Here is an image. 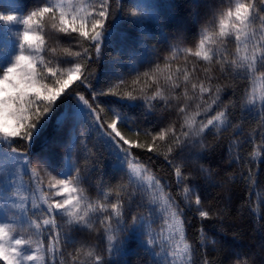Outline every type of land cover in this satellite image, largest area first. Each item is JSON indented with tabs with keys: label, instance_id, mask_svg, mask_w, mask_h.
<instances>
[{
	"label": "snow or ice",
	"instance_id": "6c2138e0",
	"mask_svg": "<svg viewBox=\"0 0 264 264\" xmlns=\"http://www.w3.org/2000/svg\"><path fill=\"white\" fill-rule=\"evenodd\" d=\"M113 5L117 7L114 8ZM259 5L264 6V0H259ZM199 7L211 8V5L194 3L192 20L196 23H199V15L195 12V8ZM136 8L139 10L125 12L122 0H42V3L26 15L0 14V22L22 27L18 32L13 58L0 66V141L4 142L0 145V152H3L5 159L11 160L14 165L12 169L4 170L8 174L3 181H0V184L4 185L0 187V200H2L0 209L12 213L0 219V264H33V262L44 264L45 251L39 239L35 242L37 245L35 250L30 251V246L33 244L32 237L25 238L18 232V228L23 229L27 225L36 233L41 231L42 226L46 228L49 232L47 251L52 254L51 264H55V255L60 252L61 242L65 245H75L78 241L71 233L85 232L91 229L96 221L103 229L102 239L106 241L105 247L98 251L93 246L84 251V246L81 245L76 255L72 257L73 264L79 259L81 252L90 259V264H119L112 258L122 254L128 237L121 238L118 234L128 232L130 227L126 223V204L131 201L132 193L126 191V186L121 185L115 189L116 199L113 203H102L99 200L95 204L89 203L85 190L79 186L82 177L78 164L70 163L66 169L59 161L39 157L37 162L47 167L34 168L32 160L26 158V154L14 145L17 140L31 143L47 124L57 101L66 93L69 85L76 81H80L81 84L86 83L87 76L80 61L92 60L90 50L98 57L102 47L112 44L117 10L122 15L130 16L133 25L142 26L147 18L159 23V16L153 6L141 4ZM257 19L262 22L260 32L254 27ZM209 24L213 26L212 30L208 26L201 28L195 51L192 48H181L184 40L182 34L178 33L176 43L170 46V55L159 57L163 61V67L156 61H149V64L154 66H150L149 71L138 73L131 82L133 86L137 85L142 77L145 84L151 81V84L157 85L154 95L148 96L143 88L137 90L135 87L131 91L119 92L116 89L125 84V81L118 77V85H113L107 91L101 89L94 92L91 102L83 95H77L76 105L57 122L58 125L63 126L65 123L73 124L87 119L96 127L103 142V149L115 158L117 168L125 172L129 183L135 184L147 194L145 203L149 206V215L140 213L130 216L131 226L134 232L143 230L147 237L143 240V250L153 257H161L159 264H188L193 258L194 245L186 239L184 228L183 216L186 208H192L194 205L201 219L220 216V213H210L202 207L204 201L198 190L201 186L197 181L201 179L205 182L214 181L213 174L199 161L212 147L205 143L203 138L205 132L209 130L219 132L222 126L227 128L229 117L232 115L227 106L217 107L214 111L213 106L218 105L220 100L221 88L212 82L211 75H208L205 81L191 83L192 95H189L190 73L185 68L182 70L183 93L176 95L173 91L171 95H165L164 89L159 87L161 78L172 90L181 86L178 82L179 76L171 71L173 63L178 60L181 53L185 54V61L188 59V54H191L207 62L209 67L204 68L206 73L211 72L213 65L218 64L221 72L224 71V66L228 65L229 70L236 74L235 79L251 81V91L245 88L239 106L247 108L249 113L256 112L261 123L260 144L255 145L251 155L254 158L258 157L261 148L264 147V15H261L257 0H235L226 9H213ZM48 25L56 33V40L62 35L68 40L69 45L75 44L80 47V51H73L71 46L63 49L66 57L80 58L79 60H60L53 57L44 63L41 53L46 51L44 33ZM232 38L235 41L236 58L229 61L223 46ZM213 45L220 47L214 50ZM51 52L55 53L56 49L52 48ZM37 62L44 70L37 67ZM63 63H74V67L57 66ZM196 70V65L193 64L192 73ZM177 72H181V69L177 68ZM137 91L141 94H135ZM206 94L207 98H205ZM107 95L118 97L117 103L122 106L126 103L128 107L142 100L148 108H152L151 102L159 98L164 102L166 109L175 107V115L182 122L179 128L175 122H172L156 131L155 135L146 131L145 135L151 136V143L130 141L118 129V123L128 124L126 115L116 114L115 119L105 126L100 116L103 108L98 104L93 107L96 96ZM182 98L183 103H179ZM170 99L178 103L174 106L170 105ZM189 101H196L191 111H189ZM213 111L214 114L208 116V113ZM198 117L202 118L198 119ZM136 135L139 136V132ZM157 141L166 142L167 152L161 153L166 160L174 151L181 156L180 163H173L172 160H169V163L174 169L177 183L181 186L183 207L170 192L165 191L167 186L163 185L159 178L136 162L137 157L131 151L132 148L156 151ZM252 142L255 144L254 139ZM186 149L190 150V157L187 159L183 157ZM239 159L237 155L235 160L239 162ZM92 163L94 166V159ZM87 170L86 168L85 171ZM52 172H56V175H52ZM42 173L49 176L47 184L49 191L43 188ZM24 174L29 175L34 188L31 186L24 188ZM243 178L251 181V170ZM36 192L40 193L39 199L44 207H41L36 199H31L30 204V196L27 193H31L34 197ZM124 196L127 199L122 198ZM104 199H107V194ZM33 209L39 210V222L33 219V215L36 214ZM153 212H158L163 222L160 232L155 235L149 220ZM90 213L97 215L93 217ZM58 216L61 220L67 217L65 223L69 226L68 231H64L62 226L57 224ZM200 231L203 234V228ZM212 243L216 244L217 241L212 240ZM157 247L160 248L159 252L156 251ZM200 247L205 248L203 239ZM203 264H208L207 259H204Z\"/></svg>",
	"mask_w": 264,
	"mask_h": 264
},
{
	"label": "trees",
	"instance_id": "16d2710c",
	"mask_svg": "<svg viewBox=\"0 0 264 264\" xmlns=\"http://www.w3.org/2000/svg\"><path fill=\"white\" fill-rule=\"evenodd\" d=\"M234 2L235 0H122L125 12L139 10L136 6L141 4L153 6L159 16V23L147 18L142 26L133 25L130 22L132 19L130 16L122 15L117 10L112 44L102 47L98 57L94 51L90 50L92 60L80 61L87 76L86 83L81 84L80 81H76L69 85L66 93L57 101L47 124L33 141L28 143L17 140L14 146L27 157L44 153L49 144L58 138L63 126L58 125L57 122L71 110L72 105L77 101V95H83L91 102L94 92L101 89L107 91L113 85H118L119 78L125 81V84L116 89L119 92L131 91L135 87L137 90L143 88L148 96L154 95L157 85L149 81L151 84L149 87V84H145L143 77L139 84L132 85L131 82L137 74L149 71L150 66H154L150 65L149 61H156L163 67V61L159 57L170 55V46L176 43L178 33L182 34L184 40L181 48H192L195 51L199 43L201 28L208 26L212 30L213 26L209 24L212 20V10L226 9ZM40 3L42 0H0V8L19 13L18 16H21L34 10ZM194 3L211 5V8H195V12L199 15V23L192 20ZM257 6L261 9V15H264V6L259 5V0H257ZM113 7L117 6L113 5ZM261 23L259 19L254 22L257 32L261 31ZM12 28L21 27L9 26L5 29L3 43L0 46V66L5 65L15 54L18 36L12 32ZM44 34L46 51L41 53L44 63L53 57L60 60L80 59L66 57L63 52L64 48L71 46L73 51L81 49L78 45H69L68 40L62 35L59 40H56V33L50 25L46 26ZM212 47L215 50L220 46L213 45ZM52 48L56 49L55 53L51 52ZM223 48L229 61L236 58L234 38ZM184 55L181 53L171 69L173 74L180 78L178 81L181 84L180 88L172 90L163 78L160 79L159 87L164 89L165 95H171L173 91L176 95L183 93L182 70L187 68L190 73L189 95H192L191 83L205 81L206 77L211 75L212 82L221 88L220 100L218 105L213 106L214 111L217 107L227 106L232 113L227 128L222 126L219 132L206 131L203 137L205 143L212 147L199 163L213 174L214 182L198 180L197 183L201 186L198 190L204 201L202 207L210 213L218 212L220 216L201 219L194 205L192 208L185 209L183 219L186 239L194 245L193 258L188 264H203L204 259H207L208 264H264V147L261 148L258 157L254 158L251 155L255 145L260 144L261 123L256 112L249 113L247 108L239 106L242 103L241 97L244 95L245 88L251 91V81L235 79L236 74L229 70L228 65L224 66L223 72L219 70L218 64L213 65L211 72L206 73L204 68L209 67L207 62L191 54H188V59L185 61ZM193 64L197 69L195 73H192ZM57 66L74 67V63H63ZM37 67L44 70L39 62H37ZM177 68L181 69V72H177ZM135 94L140 95L141 93L137 91ZM117 100L118 97L112 95L96 96L93 107L98 104L103 108L100 116L105 126L106 123L115 119L116 114L126 115L128 124L118 123V129L130 141L151 143V136L145 135L146 131L155 135L156 131L167 127L172 122L176 123L177 128L182 122L175 115V107L166 109L164 102L159 98L151 102L152 108H148L142 100L136 101L132 107H128L126 103L122 106L117 103ZM195 102H188L189 111L192 110ZM177 103L174 99L169 100L170 105L174 106ZM179 103H183V98ZM214 111L208 113V116L214 114ZM200 118L202 117H198ZM65 124L75 132L69 157L72 163L78 164L81 168L82 181L79 186L85 190L88 201L93 204L97 200L102 203H113L116 199L115 189L121 185H125L126 191L132 193L131 201L126 204V223L130 226L129 231L118 234L121 238L128 237V239L122 254L112 259L118 261L119 264H159L161 257H153L143 250V240L147 238L143 230L134 232L131 226L130 216L140 213L146 215L143 208L149 207L145 203L147 194L141 195L143 192L135 184L129 183L125 172L117 168L115 158L103 149V142L96 127L92 126L87 119L83 122ZM137 132L139 136L136 135ZM253 139L255 144L252 142ZM3 143L0 141V145ZM4 147L6 148V145ZM156 149V151L149 152L146 148H132L131 151L137 157L136 162L159 178L161 183L167 186L165 191L170 192L183 207L181 186L177 183L174 169L169 163V160L173 163H180L181 156L174 151L166 160L161 154L167 152L166 142L157 141ZM237 155L240 157L239 162L235 160ZM183 157L189 158L190 150L186 149ZM93 159L95 160L94 166ZM86 168L87 171H85ZM249 170L252 172V179L246 181L243 177L248 175ZM105 194H107L106 200L104 199ZM122 198L127 199L126 196ZM96 215L92 214L93 217ZM156 221L159 222V220ZM150 226L154 235L160 232L155 227L154 221H151ZM66 228L69 229L65 224ZM201 228H203V234L200 231ZM71 234L77 241L84 240L100 250L105 247L106 241L102 239L103 229L100 228L98 221L93 223L88 233L73 231ZM202 239L205 248L200 247ZM212 240L217 243L213 244ZM156 251L159 252L160 248H156ZM59 260L60 257L58 262ZM65 264L68 263L65 261Z\"/></svg>",
	"mask_w": 264,
	"mask_h": 264
},
{
	"label": "rangeland",
	"instance_id": "374dc122",
	"mask_svg": "<svg viewBox=\"0 0 264 264\" xmlns=\"http://www.w3.org/2000/svg\"><path fill=\"white\" fill-rule=\"evenodd\" d=\"M0 14H12V15H17V16L19 15V13H16V12L12 13L11 10H4V9L2 10L1 8H0ZM9 26L10 25L5 24L4 22H0V46L3 43V33H4L5 29L8 28ZM20 30H22V27L21 28H12V32H14L17 36H18V32ZM76 103H77V101H75L74 105H76ZM74 105H72V108ZM72 108H71V110H72ZM74 139H75L74 129L69 128L68 125L65 124V125H63V127H62V129L58 135V138L49 144V146L47 147V149L44 153H37V154H34L32 157L26 156V158L32 160L34 168L39 169V168L47 167V165H44L42 163L37 162V158L43 157L44 159H48L51 161H59L60 165L67 169L70 166V163H72L70 161L69 156H70V148H71L70 146H73L72 144L74 142ZM5 150H6V148H5ZM13 167H14V165L12 164L11 160L5 159L3 152H0V181H3L5 178V175L8 174L4 170L12 169ZM49 171H51V169H49ZM42 175L44 176L43 188L45 191H49L48 187H47L49 176L47 174H44V173H42ZM52 175H56V172H52ZM73 175H75V174H73ZM9 178H12V177H9ZM58 178H63V177H58ZM18 183H19V181H18ZM23 186H24V188H28L29 186L34 188V184L30 180L29 175H27V174L23 175ZM0 187H4V185L0 184ZM27 194L30 196V204H31V199H36V202L40 203L41 207L45 206L42 204V202L39 199V197H40L39 192H36L34 197L32 196L31 193H27ZM141 195H144V192ZM55 198L60 199V197H55ZM13 199H14V197H13ZM0 202H2V200H0ZM10 203H11V201H9V204ZM143 211L146 213V215H149V207L143 208ZM33 212L36 213L35 215H33V219H36L39 222V218H40L39 210L33 209ZM11 214H12L11 211L5 212L3 209H0V219H3L5 216H10ZM92 214L93 213H90V216H92ZM30 215H32V213H30ZM66 220H67V217H64L63 220H61V218L59 216L57 217V224L62 226L64 231L65 230L68 231L67 228L65 229V224H66L65 221ZM149 220L154 221L155 227L157 228V230H161V228L163 227V222H162L161 218L159 217V213L153 212L149 216ZM156 220H159V222H157ZM66 226H68V225H66ZM68 228H69V226H68ZM91 229H88L85 232L88 233L91 231ZM18 232L21 235H23L25 238H28L29 236L32 237L33 244L30 246V251L35 250V248L37 246L35 242L37 239H39V241L43 245V248L45 251L44 264H51V255L52 254L48 253V251H47L48 244H49V232L47 231L46 228H44L42 226L41 231L39 233H36L34 229L28 228L27 225H25L23 229L18 228ZM85 232H83V233H85ZM165 234L167 235V233H165ZM164 243H166V242H164ZM81 245L84 246V251H87L89 247H93V245L91 243H88V242L86 243L84 240L78 241V243H76L75 245H65L63 242H61L60 252L55 255V264H58V263L65 264V261L68 264H73L72 257L76 255L77 249L80 248ZM96 249L98 251H100V249L98 247H96ZM59 257H60V260L58 262ZM81 262H83V264H90V259L86 258L84 256L83 252L80 253L79 259L77 261H75V264H81ZM33 264H35V262H33Z\"/></svg>",
	"mask_w": 264,
	"mask_h": 264
}]
</instances>
